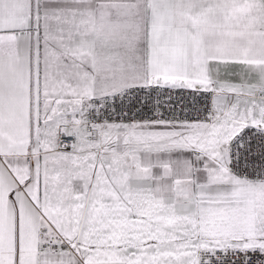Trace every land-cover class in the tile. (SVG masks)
Segmentation results:
<instances>
[{
    "label": "snow or ice",
    "instance_id": "obj_1",
    "mask_svg": "<svg viewBox=\"0 0 264 264\" xmlns=\"http://www.w3.org/2000/svg\"><path fill=\"white\" fill-rule=\"evenodd\" d=\"M0 264H264V0H0Z\"/></svg>",
    "mask_w": 264,
    "mask_h": 264
}]
</instances>
